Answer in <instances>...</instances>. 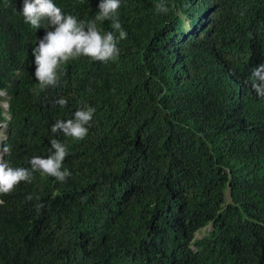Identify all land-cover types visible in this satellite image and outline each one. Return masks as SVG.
Returning <instances> with one entry per match:
<instances>
[{"label":"trees","instance_id":"1","mask_svg":"<svg viewBox=\"0 0 264 264\" xmlns=\"http://www.w3.org/2000/svg\"><path fill=\"white\" fill-rule=\"evenodd\" d=\"M53 2L89 23L100 0ZM21 10L0 0L7 162L30 168L55 138L71 175L0 193V264H264V97L244 83L264 63V0H120L119 57L70 59L43 91L31 53L47 21L34 29ZM19 37L17 53L6 38ZM85 105L84 139L51 132Z\"/></svg>","mask_w":264,"mask_h":264},{"label":"clouds","instance_id":"2","mask_svg":"<svg viewBox=\"0 0 264 264\" xmlns=\"http://www.w3.org/2000/svg\"><path fill=\"white\" fill-rule=\"evenodd\" d=\"M120 0H100L98 14L95 21L112 20V31L101 35L95 21L85 23L77 17L65 14L53 0H22L20 14L25 24L34 29H39L46 23V32L32 49L34 57V76L39 84L40 91L48 87H55L60 82L62 75L61 65L80 56H87L94 61L107 62L119 57L118 43L126 38L127 33L122 30L117 16ZM158 12L167 13L168 7L163 3L155 5ZM118 33V35H117ZM7 47L18 53V49H27L28 42L19 37L17 41L6 38ZM244 83L250 84L251 89L257 96L264 97V63L255 66L250 77ZM5 96V93H0ZM61 107H65L68 101L60 98L56 101ZM6 106V108H4ZM3 117L0 120V128H3L0 138V193L9 194L20 182H31L34 172H42L63 182L71 173L63 169L62 164L68 154L67 145L53 138L49 141V155L44 158L33 156L29 163L30 168L10 167L7 162V153L11 148L8 146L7 128L10 119L8 114L9 104L1 102ZM94 108L87 105L77 109L72 119L57 120L52 128V133H62L65 137L82 140L88 134V125L92 120ZM27 199L31 200L29 196ZM43 205L37 204V211Z\"/></svg>","mask_w":264,"mask_h":264},{"label":"rangeland","instance_id":"3","mask_svg":"<svg viewBox=\"0 0 264 264\" xmlns=\"http://www.w3.org/2000/svg\"><path fill=\"white\" fill-rule=\"evenodd\" d=\"M4 108H6V106H4ZM2 131H3V128L1 127L0 128V138H1V136H2ZM208 230H210V227H207V228H205V229H202L200 232H197L196 234H195V237L196 238H199V237H201L204 233H206Z\"/></svg>","mask_w":264,"mask_h":264}]
</instances>
